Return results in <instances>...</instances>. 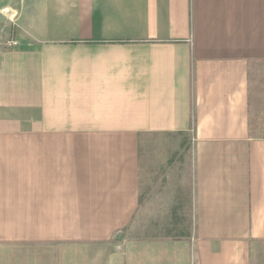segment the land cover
I'll list each match as a JSON object with an SVG mask.
<instances>
[{"label":"crops","instance_id":"obj_1","mask_svg":"<svg viewBox=\"0 0 264 264\" xmlns=\"http://www.w3.org/2000/svg\"><path fill=\"white\" fill-rule=\"evenodd\" d=\"M3 8L0 264H264V0Z\"/></svg>","mask_w":264,"mask_h":264},{"label":"rangeland","instance_id":"obj_2","mask_svg":"<svg viewBox=\"0 0 264 264\" xmlns=\"http://www.w3.org/2000/svg\"><path fill=\"white\" fill-rule=\"evenodd\" d=\"M7 0H0V9H2L4 6H6ZM13 12L8 11L7 14L0 15V41L1 45L5 46L6 48H9L7 46V42L11 41L13 39V34L11 33L12 27H13ZM11 30V31H10ZM142 225H139V221L133 220L131 225L129 226V229L127 231H123V233H120L117 235L112 241L108 242L109 249L111 251H114V247H117L119 242L124 238H139V237H152L150 235H139L135 234V230H146V223H149V220H142Z\"/></svg>","mask_w":264,"mask_h":264},{"label":"built area","instance_id":"obj_3","mask_svg":"<svg viewBox=\"0 0 264 264\" xmlns=\"http://www.w3.org/2000/svg\"><path fill=\"white\" fill-rule=\"evenodd\" d=\"M8 9L7 8H2L0 9V15H4V14H7L8 13ZM20 43L17 42V41H9L7 42V46L9 48H15V47H19Z\"/></svg>","mask_w":264,"mask_h":264}]
</instances>
